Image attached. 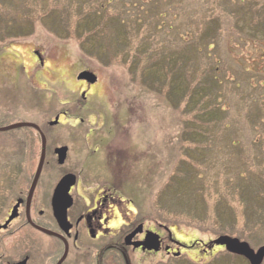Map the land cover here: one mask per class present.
Masks as SVG:
<instances>
[{"label":"rangeland","instance_id":"rangeland-1","mask_svg":"<svg viewBox=\"0 0 264 264\" xmlns=\"http://www.w3.org/2000/svg\"><path fill=\"white\" fill-rule=\"evenodd\" d=\"M84 69L98 80L82 101ZM169 74L178 84L168 93ZM65 110L50 128L70 147L64 168L84 162L184 241L264 244V0H0V126L45 125ZM27 131L0 133V220L30 181L8 179L7 167L28 154L16 143ZM57 175L51 168L44 186ZM37 249L10 231L0 239L12 261L42 263L54 246ZM197 256L137 264H248L225 250Z\"/></svg>","mask_w":264,"mask_h":264},{"label":"flooded vegetation","instance_id":"flooded-vegetation-1","mask_svg":"<svg viewBox=\"0 0 264 264\" xmlns=\"http://www.w3.org/2000/svg\"><path fill=\"white\" fill-rule=\"evenodd\" d=\"M33 55L41 65L44 64L38 50H33ZM78 81L86 85L85 90L81 92V99L85 101L87 91L94 84L87 85L83 80ZM67 114L68 110H65L58 112L55 116L64 117ZM80 120L83 121L81 118ZM58 125L59 123L49 124V122L38 125L46 144L44 162L32 194L29 193L41 154V137L37 130L29 128L30 131L24 134L22 142H16L20 144L19 147L30 146V149L28 154L24 151L22 163L12 168H10L11 163L6 164L9 173L12 174L8 179L30 178V181H25L12 191L14 197L5 205L0 220V239L3 232L10 231L19 239L24 237L32 240L35 251L38 250L39 241H49L53 244L54 250L45 252L42 263L38 264H137L138 260L145 261L149 256L158 254H163L167 258H180L182 253L187 251L195 252L199 255L197 258L203 260L212 256L217 250H224L222 246H213L208 249L207 241L200 239L184 241L177 238L172 228L160 220H150L146 211L139 210L131 199L124 198L114 185L101 184L95 178L87 176L84 162H80L75 169L64 168L68 161L70 147L53 139L50 128ZM72 127H85V125L81 123ZM12 130L0 131V133ZM86 132L91 134L92 131L89 129ZM53 140L55 144H52ZM36 143H39L38 147ZM63 146L67 147L66 157L64 162L59 164L57 148ZM100 147L101 143L92 152L97 153ZM26 154L29 158L34 157L33 165H27ZM51 168L58 169L57 179L49 186H44L43 178ZM68 174L75 176V183L68 191L71 202L65 211L66 221L60 223L55 217L52 200L58 182ZM14 186L15 184L12 187ZM17 203L16 214L8 221ZM19 221L22 223L20 224ZM14 223L18 224L12 227ZM150 235L152 238L157 236L159 249L156 251L148 248L151 243L147 242V237ZM23 259H26L25 264H29L32 257L25 254L21 259L12 261L5 257L4 252H0V264H16ZM188 259L191 261V258ZM162 260L161 263H164L165 260Z\"/></svg>","mask_w":264,"mask_h":264},{"label":"water","instance_id":"water-1","mask_svg":"<svg viewBox=\"0 0 264 264\" xmlns=\"http://www.w3.org/2000/svg\"><path fill=\"white\" fill-rule=\"evenodd\" d=\"M77 79L84 80L90 85L97 81V76L95 73H93L90 70H82L81 72L78 73ZM58 117L59 116L57 115L53 121L49 122V124H57ZM16 128L35 129L39 132L40 137H41V154H40L37 170L31 182L30 193H29V194H32L37 184L39 174H40L43 162H44L46 141L38 125L33 122H17V123L8 125V126L1 127L0 131H6V130L16 129ZM66 150H67V147H64V146L57 148V151L59 152V158H58L59 164H62L64 162L65 157H66ZM74 183H75V176L73 174H68V175L63 176L56 186L52 202H53L55 217L60 223H63L64 221H66L65 211L71 202V198L68 194V191H69L70 186L73 185ZM17 205L18 203L14 206L8 221H10L15 216ZM155 237L156 238H152L150 235V237H147V242L151 243V245L148 248L154 249L156 251L159 249L158 247L159 243L157 240V236ZM214 245L224 246L227 252L234 254V255L244 257L249 262V264H263L264 244L259 246L255 250L250 246L248 242L242 241L237 237L230 236V235H219L215 239L209 241L206 246L208 249H211ZM25 262H26V259H23L21 262L16 263V264H25Z\"/></svg>","mask_w":264,"mask_h":264},{"label":"trees","instance_id":"trees-1","mask_svg":"<svg viewBox=\"0 0 264 264\" xmlns=\"http://www.w3.org/2000/svg\"><path fill=\"white\" fill-rule=\"evenodd\" d=\"M255 14H260L259 10H255ZM169 73V72H168ZM177 73V72H176ZM176 73L174 75H176ZM202 75H204V73H201ZM203 77V76H202ZM201 77V78H202ZM167 87H168V93L170 92L171 89L175 88V85L177 86L178 82L173 80V77L169 74L167 75ZM204 83V82H203ZM173 91V90H172Z\"/></svg>","mask_w":264,"mask_h":264}]
</instances>
